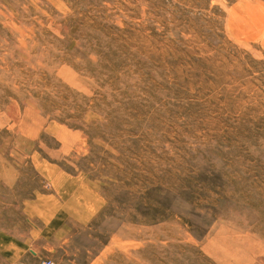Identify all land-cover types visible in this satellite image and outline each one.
<instances>
[{
  "label": "rangeland",
  "instance_id": "374dc122",
  "mask_svg": "<svg viewBox=\"0 0 264 264\" xmlns=\"http://www.w3.org/2000/svg\"><path fill=\"white\" fill-rule=\"evenodd\" d=\"M264 264V0H0V264Z\"/></svg>",
  "mask_w": 264,
  "mask_h": 264
},
{
  "label": "built area",
  "instance_id": "2783aa9c",
  "mask_svg": "<svg viewBox=\"0 0 264 264\" xmlns=\"http://www.w3.org/2000/svg\"><path fill=\"white\" fill-rule=\"evenodd\" d=\"M43 264H53V263L48 261V262H45V263H43Z\"/></svg>",
  "mask_w": 264,
  "mask_h": 264
}]
</instances>
